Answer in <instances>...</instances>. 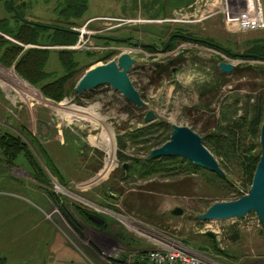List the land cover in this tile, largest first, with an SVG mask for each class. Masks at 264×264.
Instances as JSON below:
<instances>
[{
    "label": "rangeland",
    "instance_id": "rangeland-1",
    "mask_svg": "<svg viewBox=\"0 0 264 264\" xmlns=\"http://www.w3.org/2000/svg\"><path fill=\"white\" fill-rule=\"evenodd\" d=\"M57 1L17 0L19 4L25 2L31 7L28 15L30 19L48 24H53L55 20L62 21L54 13ZM154 1L155 5L149 9V2ZM164 2L89 0V10L84 19L95 16L109 18L92 22V29H104L94 30L93 32L99 33L96 35L94 33L85 49L78 50L84 52L90 48L89 50L95 51L92 42L95 36H132L143 44L156 45L160 49L163 41L172 32L179 30L218 46L178 41L174 51L167 52L166 55L158 52L149 54L141 48L134 47L114 48L120 55L130 53L137 61V69L130 76L141 96H144L143 100L149 105L148 110L133 115L129 112L128 102L109 87L98 88L91 92L92 95L88 98L83 95L77 99L72 95L61 103L47 99L55 105L61 104L55 107L44 99L38 89L23 81L13 68L4 70L0 67V126L4 132L19 136L22 127L29 128L42 140L43 146L51 151L53 154V156L50 154L51 157L60 165L63 176L69 181L67 186H62L58 179L51 175L42 157L29 142L36 160L42 164L49 176V192L63 196L65 198L63 200L75 202L88 210L90 215L100 214L114 219L125 240L146 243L149 246L146 248L151 250L161 249L159 245H170L194 253V250H200L199 247H206L215 255L211 254L210 258L216 264H264V228L259 224L255 214L244 220L212 223H199L196 220L211 205L235 201L244 194L247 186L241 179L238 167L230 166V171L221 167L228 175L230 185L215 181L207 171L171 178L156 175L139 179L132 175V179L123 181L130 166L141 162L150 151L146 153L141 146L137 149L132 148L123 153L131 160L120 162L118 138L128 131L142 127L149 111L156 114L155 122L166 121L171 126H188L203 138L214 129L215 123L221 120L223 107L237 101L246 104L251 100L256 101L258 97L264 99V62L249 59L233 60L230 55L219 51L223 48L235 54H247L253 49L254 44H264V30L243 33L228 28L225 24L223 14L225 5L222 0L208 3L206 7L195 8L200 9L199 12L197 10L179 12L171 19L174 21L172 23L159 25L147 24L139 18L138 21L132 20V17H163L171 13L174 3L167 7ZM262 4L264 8V0ZM195 12L198 13L194 14ZM9 17L10 14L0 3V20ZM116 19L133 22H126L123 26L117 27ZM110 27H116L114 30H119L122 34L117 35L114 30L100 32ZM107 50L101 49L97 52L103 56ZM183 53L186 54L184 59L187 62L173 67L177 69V73L171 72L172 69L167 71L166 68L165 76H160L164 66ZM119 56L107 63L99 62L94 67L116 61ZM221 62L235 65V72L226 75L227 84L217 97L209 94L201 98L199 89H204L214 80L213 77ZM56 63V56H51L48 69L54 67ZM54 70L60 74L63 72L60 67ZM5 71L13 87L2 82ZM65 134H70V137L65 138ZM256 144L260 146L259 137ZM112 154L115 157L114 163L110 161ZM216 159L221 163L218 157ZM20 162L23 167L25 159L21 158ZM4 171L8 172V176L33 178L28 165L24 168L16 166L12 170L8 167L6 169V164L0 165V175ZM110 184H114V192ZM108 194L116 195V200L111 201ZM176 208L182 209L184 216H173L171 213ZM84 226L87 228L85 241L99 243L102 252L110 255L109 257L112 253L121 254L120 249H123L124 245L117 237ZM60 227L66 236L77 240L71 229ZM209 233L214 234L216 240L209 238ZM213 241L217 242L214 247Z\"/></svg>",
    "mask_w": 264,
    "mask_h": 264
},
{
    "label": "trees",
    "instance_id": "trees-1",
    "mask_svg": "<svg viewBox=\"0 0 264 264\" xmlns=\"http://www.w3.org/2000/svg\"><path fill=\"white\" fill-rule=\"evenodd\" d=\"M10 1L11 0H0V3L10 14L9 18L0 20V31L17 43L0 36V66L5 69L13 68L23 81L25 80L31 87L38 89L42 94L38 92L45 97V100L49 99L55 103H61L72 95L78 99L79 96L76 94V86L79 80L99 62L107 63L111 59L119 56L120 53L114 48H140L135 47L134 44L138 42V40L132 36H95L92 39L94 43L93 46L96 48L95 51L89 50L90 48L84 52L68 49L74 47L79 40V34L73 29L85 26V21H83V19L89 10V0H58L54 8V13L57 14L62 21L55 20L52 22L53 24L30 19L28 17L31 10L30 6H27L25 2L19 4L17 0H13L12 7ZM14 8L18 11L23 20L30 21L32 24L20 20L15 15ZM115 33H117V35L122 34L119 30L115 31ZM175 34L198 39L194 38L196 36L186 34L181 30L174 31L163 41L161 44L162 49L166 46L170 37ZM115 37H120V39ZM178 41L191 42L187 39H174L168 52L174 51L176 42ZM97 43H100V45ZM153 46L159 49L158 46ZM101 49L109 50L105 51L103 56H100L97 51ZM143 50L149 54H154L156 52L154 48H145ZM219 51H222V49ZM222 53L229 56V54L224 51H222ZM247 54L257 56V58H251L249 60L264 62V44H254L253 49ZM53 55L56 56L57 63L54 67L48 69L51 56ZM185 55L186 54L183 53L179 58L169 61L168 64L164 66L165 68L162 69L160 76H165L166 68L167 71L172 69L171 72H173V69H175L173 67L185 64L187 62V60L184 59ZM229 57L233 60L238 59L232 58L231 56ZM59 67L63 69L61 74L57 70H54ZM5 72L6 74L2 82L13 87V83L9 82V77H7V71ZM216 72V75L213 77L214 80L208 83L204 89H199L201 98L209 94H213V97H217L221 93L223 87L226 86V75L222 74L219 68ZM91 95L92 93L90 92L85 94L84 97L88 98ZM142 98H144V96H142ZM49 100L47 101L55 107L61 105H55ZM128 104L131 108H129V112L133 115L136 112L143 113L146 111L137 110L135 106L130 103ZM221 112V120H218V123L214 125V129L210 130L202 139L205 147L221 160L220 164L224 170L230 171V166H236L240 169L241 179L244 181L247 189L244 191V194L236 198L238 200L249 193L257 166L261 159V147L259 144H256V139L257 137L260 138L261 126L264 121V99L258 97L256 101L252 102L251 100L250 102H246V104L237 101L229 106L223 107ZM142 125V127L133 131H128L118 138L117 143L120 149V162L124 163L131 160L123 153L132 148L137 149L138 146H141L146 153L150 151L148 156L141 160V162L130 166L129 171L125 172L127 175L123 178V181H129L132 179V175H135L139 179L151 178V176L156 175H164L171 178L176 175H190L206 171L195 167L187 160L181 158L149 160L148 157L154 149L162 147L171 140L173 128L166 121H154L150 124ZM20 133L22 137L10 132H4L0 126V163L7 164V167L12 170L16 166H22L20 160L24 158L25 164H28L29 173L41 184V188L51 197L63 217L80 237H84V225H87L97 231L103 233L108 232V234L110 233L114 238L117 237L119 241H124L125 239L122 235L111 234L113 231L110 230V225H108V220L105 217L101 216L105 220V224L99 226L89 218L90 213H88V210L74 203L70 204L68 200H63V198L61 199L56 194L49 192V176L45 173L42 164H39L36 160L35 155L30 149L29 142L40 154L51 175L59 179V182L60 179L64 177L52 158L49 157L50 155H48L47 149L41 144V141L33 135L29 128L25 126L22 127ZM108 144L110 143L108 142ZM109 149L112 151L111 146H109ZM110 161L112 163L115 162L114 154L111 155ZM209 174L215 178V181L218 180L220 183L230 185L228 175L223 177L211 172H209ZM211 183L213 184L214 182L212 181ZM61 185L67 186L62 183ZM109 186L114 192V184H110ZM118 191L121 190H117V192ZM117 192L115 191V193ZM113 201H115V199ZM215 245V243H212V247Z\"/></svg>",
    "mask_w": 264,
    "mask_h": 264
},
{
    "label": "crops",
    "instance_id": "crops-1",
    "mask_svg": "<svg viewBox=\"0 0 264 264\" xmlns=\"http://www.w3.org/2000/svg\"><path fill=\"white\" fill-rule=\"evenodd\" d=\"M214 1L215 0H162V3L164 2L167 7L170 3H174L171 7V10H173L171 13H168L163 17H132V20L138 21L139 18V20H142L147 24L159 25L172 23L173 21L171 19H173V16L177 13L185 10H197L199 12L200 9L195 8H201L203 6L206 7L208 3ZM154 5L155 1L149 2L148 8L152 9ZM198 12H195L194 14H197ZM107 18L109 17L95 16L83 19V21H85L84 24L87 26V30L89 32H93L94 30H103L104 28L92 29V22ZM148 29L152 30L151 28ZM108 31L109 30H104L100 32ZM112 31L113 30L109 32ZM76 33L79 34L78 32ZM0 34L7 36L1 31ZM189 56H192V54H189ZM3 69L5 70V68ZM33 135L37 137L35 134ZM69 137L70 134H65V138L68 139ZM40 141L42 144V140ZM45 148L47 149V147ZM47 151L48 155L51 154L53 156L49 149H47ZM51 155L49 157H51ZM25 165H23V167L21 166V168H24ZM55 165L59 168L62 175H64L60 165L58 163H55ZM60 182L63 185H67V183H69L66 177L60 179ZM57 196L61 199L63 198V196H59L58 194ZM108 197L112 201L114 199L116 200L117 196L109 194ZM69 203L76 204L75 202ZM91 215H96L100 218L105 217L100 214ZM105 218L108 220L110 230L113 231L111 234L114 235L113 233H116L117 235L119 234L123 236L122 230L118 228V223L114 219ZM104 224L98 225L103 226ZM60 226L71 229L73 231V236L77 240L72 239L70 236H66L62 229H60ZM84 228L86 232L87 228L85 226ZM208 236L213 240H216V236L215 238L209 234ZM85 238L86 234H84L82 239V237H80L73 230L51 197L45 193L44 189H41V184L37 180L32 177L25 176H8V172L6 171L0 175V264H145L141 263L135 255L147 254L149 250H151L150 248H146L149 247L146 243L139 244L134 240L126 239L121 242L124 245V248L120 249L121 257L118 260H114L102 252V248L99 243L87 242L85 241ZM214 243L216 244L217 242L214 241ZM169 246L159 245V247H162L161 249L175 247ZM178 247L179 246L175 248ZM198 249L201 251L197 249L194 250L192 248V250H194L193 254H197L203 264H216L212 258H210V256L214 255L211 251H209L210 249L206 247H199Z\"/></svg>",
    "mask_w": 264,
    "mask_h": 264
},
{
    "label": "water",
    "instance_id": "water-1",
    "mask_svg": "<svg viewBox=\"0 0 264 264\" xmlns=\"http://www.w3.org/2000/svg\"><path fill=\"white\" fill-rule=\"evenodd\" d=\"M13 7V0L10 1ZM15 15L25 23L32 24L30 21H25L21 18L18 11L14 9ZM187 39L192 42L211 45L199 39L189 38L175 34L170 37L166 46L160 50L153 45L143 44L141 41L135 42V47L154 48L156 52L166 55L169 47L174 39ZM215 47H218L215 45ZM222 49V48H221ZM232 58L251 59L257 58L250 54H235L228 50L222 49ZM259 59V58H258ZM137 61L130 53L121 54L116 61H112L106 65L97 66L90 69L79 80L76 86V94L80 97L94 92L101 87H109L114 92L122 95V97L130 104L135 106L137 110H148L149 105L143 100L140 92L137 90L131 80V74L137 69ZM220 72L224 75H231L235 72L236 66L232 63H220ZM177 73V69L173 71ZM156 114L149 111L144 124H150L155 120ZM173 132L171 140L160 148L154 149L149 155V160L161 158H181L185 159L195 167L218 174L225 177L226 174L221 168L219 161L211 153L209 149L203 144L202 137L193 131L190 127L172 125ZM260 147L261 159L257 166L252 186L248 195L230 202H220L212 205L204 214L198 216L196 219L200 222H223L231 220H244L249 215L255 214L259 224L264 228V121L260 131ZM126 168V166L124 167ZM173 216L180 217L184 215L182 209H176L172 212ZM90 219L97 224H104V220L96 215H90ZM215 238V235L209 233Z\"/></svg>",
    "mask_w": 264,
    "mask_h": 264
},
{
    "label": "built area",
    "instance_id": "built-area-1",
    "mask_svg": "<svg viewBox=\"0 0 264 264\" xmlns=\"http://www.w3.org/2000/svg\"><path fill=\"white\" fill-rule=\"evenodd\" d=\"M222 2L225 5L223 14L225 24L228 28L243 33L264 30V8L262 0H222ZM116 22H118L117 27H121L127 21L116 19ZM132 22L133 21H129L127 23ZM114 28L116 27H110L107 30H114ZM73 30L79 33V40L74 47H71L69 49H85L89 44L90 38L94 35L95 32H89L87 30V26L83 28H74ZM2 36L12 42H16L12 38L4 35ZM135 256H137V259L141 263L145 264H203V262L197 255L187 251L182 247L151 250L147 254H139ZM120 257L121 255L119 253H115L114 255L112 253V256L109 258L118 260Z\"/></svg>",
    "mask_w": 264,
    "mask_h": 264
},
{
    "label": "flooded vegetation",
    "instance_id": "flooded-vegetation-1",
    "mask_svg": "<svg viewBox=\"0 0 264 264\" xmlns=\"http://www.w3.org/2000/svg\"><path fill=\"white\" fill-rule=\"evenodd\" d=\"M203 41V40H202ZM205 42H207V43H210V42H208V41H205ZM211 45H215V44H212V43H210ZM223 49V48H222ZM108 227V226H107Z\"/></svg>",
    "mask_w": 264,
    "mask_h": 264
},
{
    "label": "bare ground",
    "instance_id": "bare-ground-1",
    "mask_svg": "<svg viewBox=\"0 0 264 264\" xmlns=\"http://www.w3.org/2000/svg\"><path fill=\"white\" fill-rule=\"evenodd\" d=\"M95 68V67H94ZM93 69V68H92ZM126 221V220H125ZM127 222V221H126ZM128 223V222H127ZM197 255V254H196Z\"/></svg>",
    "mask_w": 264,
    "mask_h": 264
}]
</instances>
